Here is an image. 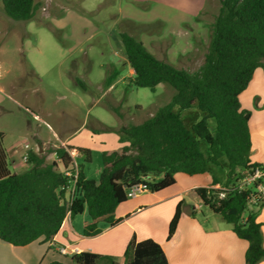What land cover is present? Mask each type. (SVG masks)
<instances>
[{
  "label": "trees",
  "instance_id": "16d2710c",
  "mask_svg": "<svg viewBox=\"0 0 264 264\" xmlns=\"http://www.w3.org/2000/svg\"><path fill=\"white\" fill-rule=\"evenodd\" d=\"M222 7L214 24L205 62L197 72L179 70L156 58L141 41L128 33L121 38L137 88L156 91L168 84L176 91L172 101L150 119L138 125L123 126L120 142L125 146L103 153L104 170L100 179H88L84 165L70 169L73 159L68 146L50 149L57 161L29 150L30 168L14 174L10 169L5 134L0 132V243L17 248L33 243H54L67 217L88 212L84 237L103 233L100 224L118 226L117 209L129 198L128 191L142 184L157 193L176 184V176L204 175L212 167L228 161V178L221 189L216 181L211 188L196 190L205 206L232 225L238 238L249 244L244 264L264 261L263 225L258 216L264 201L251 204L252 189L239 190L243 173L259 166L251 161L252 135L249 122L252 112L242 109L240 95L247 90L257 69L264 70V0H221ZM4 12L15 21L31 22L38 5L35 0H2ZM113 77L107 88L113 85ZM82 87L86 85L78 81ZM197 107L204 118L187 126L176 112ZM116 113L119 112L114 109ZM216 122V132L209 121ZM200 140L209 147L206 156ZM85 163L92 162L89 149H78ZM63 167V171L60 170ZM73 176H67L66 170ZM77 182L74 195L67 198V188ZM182 216L177 207L168 232L175 235ZM195 216V212H192ZM74 264H168L162 247L152 239H133L123 257L82 252L72 256ZM52 264H63L53 262Z\"/></svg>",
  "mask_w": 264,
  "mask_h": 264
},
{
  "label": "rangeland",
  "instance_id": "374dc122",
  "mask_svg": "<svg viewBox=\"0 0 264 264\" xmlns=\"http://www.w3.org/2000/svg\"><path fill=\"white\" fill-rule=\"evenodd\" d=\"M35 2V19L24 22L9 18L0 0V68L1 72L10 70L0 82L5 85L0 91V132H8L16 145L36 144L32 134L61 144L60 139L77 132L69 147L77 152L84 146L91 148V163H85L80 153L76 159L90 178L104 170L99 148L105 152L122 149L125 144L120 142L119 130L150 119L176 94L168 84H160L155 92L134 86L121 34L141 41L159 60L194 73L205 62L222 7L221 0ZM110 77L114 87L108 92ZM12 84L22 90L14 92ZM175 110L187 126L204 118L197 107ZM209 125L215 133L216 122L210 120ZM200 146L209 156L208 144L200 140ZM46 148L49 155L52 146ZM228 172V161L223 159L209 175L226 184ZM189 199L194 202L195 196ZM41 259L29 257L26 263L42 264Z\"/></svg>",
  "mask_w": 264,
  "mask_h": 264
},
{
  "label": "crops",
  "instance_id": "0c3cea01",
  "mask_svg": "<svg viewBox=\"0 0 264 264\" xmlns=\"http://www.w3.org/2000/svg\"><path fill=\"white\" fill-rule=\"evenodd\" d=\"M9 72L10 70L1 72L0 68V82ZM34 72V75L39 77L37 72ZM133 75L134 71L130 68V76ZM0 85H2L0 91L4 90L5 85ZM10 87L14 92L22 90L17 85L12 84ZM113 87L114 84L108 88V92ZM240 102L242 109L252 112L249 122L252 135L251 161L254 164H264V70L262 68L256 70L249 87L240 95ZM1 132L5 134L4 143L9 156L10 169L14 174L23 173L30 168V165L23 160L29 150L46 155L48 145L52 148L69 147L73 143V136L77 133L67 134L65 140L60 139L61 144L45 142L37 134H32L31 137L36 144L24 141L16 145L13 144L14 140L10 142L12 137L8 132ZM53 133L59 138L54 131ZM84 147L86 148L82 149H91L87 148L88 146ZM99 149L98 154L103 156L106 149L102 150V147ZM47 159L49 162L57 161L55 154L49 153ZM102 173L101 169L94 178H90L87 174L86 176L88 179L98 180L97 176L100 179ZM176 180L175 185L163 191L157 193L145 191L130 198L117 209V218L123 219V222L115 227L105 223L100 224L103 233L99 236L91 238L83 236L85 224L90 221L86 211L75 218L67 217L54 243L44 244L38 241L23 248L0 243L2 249L0 264H13V262L27 264L28 258L33 256H40L42 264L53 262L67 264L62 258L72 262V256L60 254L58 249L63 246L78 249L80 253L123 257L133 239L137 242L148 239L157 242L165 252L168 264H244L249 248L248 242L238 238L232 225L216 215L209 207L206 206L209 211H204L205 204L196 192L198 188H211L216 181L218 182L216 189H221L225 184L218 179H212L209 172L198 176L178 174ZM193 195L194 202L189 199ZM67 198H71L69 193ZM180 203H182V216L178 229L173 238L168 240L170 223ZM192 212H195V216H192ZM258 221L262 223L264 233V208L258 216ZM260 264H264V261Z\"/></svg>",
  "mask_w": 264,
  "mask_h": 264
},
{
  "label": "built area",
  "instance_id": "2783aa9c",
  "mask_svg": "<svg viewBox=\"0 0 264 264\" xmlns=\"http://www.w3.org/2000/svg\"><path fill=\"white\" fill-rule=\"evenodd\" d=\"M28 149V148H27ZM72 159H73V164L71 165L70 169L76 170L77 173V162L76 159L78 157V153L75 150H71L69 151ZM24 162L27 164L29 161V157H28V153L25 154V156L23 157ZM62 167V166H61ZM63 171V167L61 168ZM66 170V174L67 176L72 177L73 174L71 172V170ZM77 182V174L75 175L74 181L72 182V186L68 187L67 193L70 194V196L72 197L75 193V185ZM238 189L239 190H249L252 189V196L250 199V203L251 204H257L260 203V201H264V164H261L257 167H253L249 170H246L243 173V178L241 179L239 185H238ZM147 191L146 187L142 184H138L133 186L127 193V197L133 198L136 197L139 194H142L143 192ZM59 252L61 255L63 256H73L75 254H79V250L78 249H70L66 246L60 247Z\"/></svg>",
  "mask_w": 264,
  "mask_h": 264
}]
</instances>
